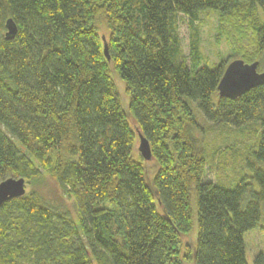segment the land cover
Wrapping results in <instances>:
<instances>
[{
  "label": "trees",
  "instance_id": "trees-1",
  "mask_svg": "<svg viewBox=\"0 0 264 264\" xmlns=\"http://www.w3.org/2000/svg\"><path fill=\"white\" fill-rule=\"evenodd\" d=\"M208 12L226 32L252 31L254 54L239 60L264 73V0H0V184L32 186L0 209V264H171L194 227L195 264H249L245 234L264 208V85L236 100L219 95L227 62L212 67L200 51L197 22ZM195 105L215 127L259 129L251 175L235 188L206 180L208 128ZM136 128L151 144L149 162L136 155ZM44 176L76 202V218L34 188Z\"/></svg>",
  "mask_w": 264,
  "mask_h": 264
},
{
  "label": "rangeland",
  "instance_id": "rangeland-1",
  "mask_svg": "<svg viewBox=\"0 0 264 264\" xmlns=\"http://www.w3.org/2000/svg\"><path fill=\"white\" fill-rule=\"evenodd\" d=\"M200 37V51L205 62L210 66H215L223 61L227 65L235 60H239L242 54H254L255 42L254 35L250 29L234 31L228 26V32L224 31L220 25L219 15L217 13L208 12L201 15L200 21L197 22ZM99 34L105 36L107 41L112 36L111 31L102 25ZM179 35L181 38L183 50L186 56L190 53L191 29L189 20L186 17L179 19ZM109 52V49H108ZM261 71L264 72L263 69ZM11 71H4L3 77L9 78ZM113 77L116 81L120 94L129 110L131 97L129 94L127 83L120 77L116 70H113ZM195 107V108H194ZM198 121L208 128V132L203 137V142L207 151V157L210 162L208 175L206 180L217 181L228 188H235L239 182L246 176L251 175L248 168L247 160L250 158L252 149L255 148L259 140V129L256 125L245 126L237 129L229 126L215 127L207 121L202 113L197 110V106H193ZM131 124L135 128L136 122L132 118ZM136 155L141 156L139 152V130L136 128ZM199 137V135L197 134ZM201 136V135H200ZM24 152V148L20 147ZM142 157V156H141ZM146 170L153 178L154 169L150 163H145ZM46 200L50 201L61 208L68 211L75 218L77 217V206L73 199L66 197L58 183L49 176H44L42 181L34 186ZM32 186L27 185V191ZM258 189V187H256ZM102 208L114 215L115 228L120 229L121 224L118 223L117 208L113 203H105ZM264 208L263 217L259 226L245 234V242L247 246L248 263L254 264L255 257L264 252ZM197 227L180 238L181 245L177 259L171 264H195L192 258L191 249L195 247L197 241ZM190 248V250L188 249ZM190 254V257H189ZM189 258V259H188Z\"/></svg>",
  "mask_w": 264,
  "mask_h": 264
},
{
  "label": "water",
  "instance_id": "water-1",
  "mask_svg": "<svg viewBox=\"0 0 264 264\" xmlns=\"http://www.w3.org/2000/svg\"><path fill=\"white\" fill-rule=\"evenodd\" d=\"M7 39H13L17 32V25L10 19L7 23ZM104 53L108 60L110 55L108 46L104 43ZM264 85V73L259 72V62L251 64L243 60H235L230 63L219 84V95L222 98L236 100L252 89ZM139 152L147 162L153 159L152 147L143 133L139 132ZM27 193L26 180L10 178L0 184V209L8 201L21 198Z\"/></svg>",
  "mask_w": 264,
  "mask_h": 264
}]
</instances>
